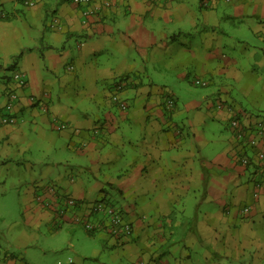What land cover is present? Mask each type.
I'll list each match as a JSON object with an SVG mask.
<instances>
[{
    "label": "crops",
    "instance_id": "0c3cea01",
    "mask_svg": "<svg viewBox=\"0 0 264 264\" xmlns=\"http://www.w3.org/2000/svg\"><path fill=\"white\" fill-rule=\"evenodd\" d=\"M33 1L35 5L27 8L15 0H0V64L4 63L0 65V113L9 94L16 92L13 115L24 124L17 119L14 125L1 126L0 141L7 148H28L24 128L29 125L38 132L43 144L39 147L58 146L66 151V158L38 161L47 169L34 168L35 173L42 174L40 179L64 181L61 174L55 177L53 169L73 168L76 174L69 189L74 188L85 199V209L106 200L108 189L118 194L127 219L135 227L133 237L122 242V250L108 232L85 231L104 250L124 251L123 258L110 255L116 256L109 258L108 264H121L122 260L130 264H197L199 256L203 260L199 264H220L217 260L224 258L234 264H263L264 164L240 165L237 155L249 147L241 144L232 130V144L225 133L216 131L222 121L229 124L235 115L240 116L248 134L256 125L264 126L259 114L235 103L224 83L229 79L243 84L246 75L253 78V71L247 73L228 49L226 38L231 37V28L241 31L243 27L234 23L238 19H256L251 29L262 43L260 50H254L246 40L233 41L244 46L250 71L255 68L253 63L264 67V0H111V7L103 5L89 19L82 15L83 7L75 6L72 0ZM51 13L59 17L55 18L58 27L50 28L54 33L19 43V36H23L16 27L19 21L44 20L48 29L46 17ZM85 19L87 24L82 25ZM194 28L203 33L198 39L191 35ZM191 69L200 72L201 80L217 84L219 100L205 96L204 102L187 104L181 110L176 102L179 95L167 74L185 80ZM15 73L24 75L22 84L14 82ZM118 85L128 105L125 111L111 101ZM83 99L102 103L97 104V110H90V104L79 103ZM169 99L175 102L173 108L167 107ZM219 103L225 104V111L217 108ZM253 104L260 112V102ZM229 107L233 112L227 110ZM184 111L194 115L186 123L179 120V124L174 118ZM220 140L226 150L218 152L214 146ZM248 156L253 158L254 152ZM30 162L35 164L32 159ZM35 176L31 180H37ZM19 178L17 181L26 185L23 176ZM258 183L262 188L255 197ZM34 186V190L30 185L24 189V217L38 221L54 217L49 229L57 230L65 218L71 221L81 212L56 213L50 205V190L43 182L36 181ZM15 192L20 194L21 190L16 188ZM39 195L45 196L46 203L38 201ZM139 195L147 215L155 213L157 219H141ZM192 197L198 201L196 215L192 225L188 224L191 230L183 236L186 249L178 257L176 244L183 227L180 218L186 214L185 200ZM244 206L250 207L249 214L243 213ZM199 209H203L204 218L198 217ZM6 243L5 247L0 245V264H26L29 249ZM198 245L204 248L202 254L195 252ZM166 247L168 251H164ZM78 255L86 258L83 252ZM101 255L95 259L100 260Z\"/></svg>",
    "mask_w": 264,
    "mask_h": 264
},
{
    "label": "rangeland",
    "instance_id": "374dc122",
    "mask_svg": "<svg viewBox=\"0 0 264 264\" xmlns=\"http://www.w3.org/2000/svg\"><path fill=\"white\" fill-rule=\"evenodd\" d=\"M18 4V3H17ZM20 5V4H19ZM23 6L22 4L20 5ZM25 7V6H23ZM7 10V9H6ZM9 11V10H7ZM57 16L55 14H48L46 17V22L48 29L44 26L45 22L44 20H41L40 23H38L37 20H34L33 22L29 20V22L23 23L19 21L16 24V27H18L22 33L23 36H19V43H22V40H26V42L30 41L31 38H38V36L42 37L45 33L52 34L54 33V28H57L58 23L52 22L53 19L59 18L54 17ZM54 17V18H53ZM244 19V18H243ZM238 19L234 21V23L239 26L238 22L241 23L242 30L240 31L239 28L232 27L231 28V37L226 38L228 41V49L231 51V56L236 57L239 64L244 65L246 67V71L253 73V78L250 76L249 78H246L247 75L243 78L245 81L243 84L239 83L238 81L227 79L224 83L227 84V88L231 90V98L235 101L236 104L239 106H243L246 110H248L250 113L254 115H258L260 118L264 119V67L261 66H255L253 63L254 69L250 71V67L248 65L250 64V59L246 56V51H244V46L239 45L233 41L234 38H240L243 40H246L247 43L253 45L254 50H260L259 48L262 47V43L258 37L255 36L254 30L252 31L251 25H253L256 21V19L250 20L249 18H246L243 20ZM35 23V25L33 24ZM39 26V27H38ZM51 28V29H50ZM191 35H193V38H200L203 33H201V29H192L190 30ZM22 39V40H21ZM184 42L187 40L185 37L183 38ZM244 51V52H243ZM260 53V51H259ZM263 53V51H262ZM260 55V54H259ZM262 55V54H261ZM260 55V56H261ZM3 53L0 52V63L3 61ZM259 56V57H260ZM12 58V57H11ZM253 57H251V60ZM256 61V60H255ZM0 65H4L0 64ZM189 77L185 78V80L178 79L175 75H168V82L170 85L174 87L175 93L178 96L176 98L177 105L181 110L185 109V105L187 104H196L201 103L202 98L206 97H215L213 99L219 100V97L217 96L219 94L217 89V84L213 86V84H209L208 86H199L196 84V80H199L202 78L200 75V72L196 70H190ZM156 75V74H155ZM159 77V76H158ZM160 78V77H159ZM219 76L215 77V79H218ZM225 79V78H224ZM225 79V80H226ZM262 79V80H261ZM203 80V79H202ZM232 81V82H231ZM249 81V83H247ZM211 83V81H210ZM213 83V82H212ZM245 87L253 89L247 90ZM5 98V97H4ZM260 102V112L256 109L253 102ZM125 102V101H124ZM204 102V101H202ZM83 105L90 104L93 106L90 108V110H97V104L102 103L100 100L97 101H88L87 99H83L79 102ZM103 106V105H102ZM117 106V105H116ZM115 106V107H116ZM116 109V108H115ZM123 110V109H122ZM125 111V110H124ZM194 115L193 112L187 113L184 111V114L179 116H175L176 122H179V120L184 121L183 123H186L190 117ZM17 117V116H16ZM18 122L20 123L22 121V118H17ZM16 119V120H17ZM181 121V122H182ZM221 127H217L218 133H225V136L228 138V141L232 144L231 138L233 137L232 132L228 133V123L222 121ZM20 125L24 126V124ZM28 128H24L26 131V134L28 135L29 139V147L26 148L24 145H20V147H17L16 145H11L9 148L5 146V143L0 141V179L3 180V183L0 184V193L5 194L0 195V245L2 247H5L7 244L6 241L10 242L13 246L21 247V249H29L30 258L27 259L25 262L26 264H108L109 258H114L116 255L117 257H124V251H120L118 254L116 251H106L103 248V245H101L99 242H96L97 240L91 239L88 234L85 232V229L83 228V225L80 222H77L75 219H72L71 221L68 220V218H65V221L63 220H55L56 223L62 222V227H59L60 229L55 230L54 228L49 229L50 223L52 224V221H54V217L49 221V218H44L42 221L34 219L33 217H24V209L21 205V200L24 197L25 190L27 189L26 185H30L33 190L35 189L34 184H36V181L38 183H42L45 185L44 187H47L48 190L54 193L56 197L60 198L61 203L59 205L66 206L67 201L73 200L77 203L83 202L85 199L83 197L78 196L79 192H75V189H69V186L71 183H73V174H76L72 169L65 168V167H57L53 169V173L55 177H58L60 174L62 175V179L64 181H60L57 178L54 180L53 177L48 179H40V175L42 174H36L34 168H38L40 171L47 169L46 166L39 164L38 161H43L44 159L50 158H56L59 157L60 159L68 157V153L63 151V149H60L57 147H48L46 150L45 148H41L39 146H43L42 143H40L39 135L37 131H34V129H30L29 125ZM206 128V127H205ZM204 128V129H205ZM67 141H64V143ZM217 144L214 146V150L221 152L226 150V146H224L223 141H216ZM229 143L228 147H231V144ZM60 145V143H58ZM66 144V143H65ZM234 144V143H233ZM45 146V144H44ZM26 148V149H25ZM225 149V150H224ZM211 151V149H209ZM237 152V149H236ZM30 159L35 163L30 162ZM37 160V161H36ZM8 163V164H7ZM45 168V169H43ZM74 172V173H73ZM33 175H37L34 178L37 180H31ZM53 175V176H54ZM23 176L22 180L26 181V185L24 183H19L17 180H20L19 177ZM85 181V179H84ZM92 184L94 183V180H91ZM143 182V180H142ZM260 184V183H259ZM20 189L21 192L18 194L15 192V189ZM42 189V187L38 188ZM110 194L108 195L106 201L111 206L124 210L123 207L120 205L118 200V194L114 191H111L110 189L107 190ZM33 195V193H32ZM41 196V197H39ZM40 198L39 202L45 201L44 195H39ZM34 198V196H33ZM138 201H141L138 205L137 211L140 212L139 216L141 219L148 221L150 219H157V214H149L147 215L145 209L143 208V196L139 195ZM197 198V197H196ZM195 198H190L189 200H185L186 204V214L182 219L183 221V227L181 231V238H179V243L176 244L178 251H175V254L180 256V254L184 253V250L186 249L187 242L183 241V236H185L188 231L191 230V226L188 225L191 223L192 225V219L196 215V208L198 201ZM200 201V199H199ZM50 205L53 210H57L56 204L51 201ZM246 207L244 206L242 208V211H244ZM126 210V209H125ZM124 210V211H125ZM123 211V212H124ZM203 209H199V215H202L201 217L204 218L202 214ZM57 213V212H56ZM250 213V212H249ZM244 213V214H249ZM125 217L127 218V213H124ZM130 240V239H129ZM127 240V241H129ZM16 242V243H15ZM124 245L121 241H119V249L122 250V247ZM168 247L165 248L164 251H168ZM195 252L201 253L203 252L204 248L201 245H198L195 248ZM80 251V252H79ZM99 251V252H98ZM106 252V254H109L108 256L104 254L101 255L103 252ZM163 251V252H164ZM83 252L86 256L80 257L78 253ZM179 253V254H178ZM101 255L100 260L95 259L98 258L95 255ZM112 254H116L115 256H111ZM105 259V260H104ZM196 260V259H194ZM108 261V262H107ZM197 264H199V261H202V258L199 256L197 258ZM194 261V262H196ZM72 262V263H70ZM104 262V263H102ZM211 262H214L212 259ZM217 263L220 264H234V262L229 261L228 259H221L217 260ZM121 264H130L127 263L125 260H122ZM264 264V263H263Z\"/></svg>",
    "mask_w": 264,
    "mask_h": 264
},
{
    "label": "built area",
    "instance_id": "2783aa9c",
    "mask_svg": "<svg viewBox=\"0 0 264 264\" xmlns=\"http://www.w3.org/2000/svg\"><path fill=\"white\" fill-rule=\"evenodd\" d=\"M17 3L23 4L24 6L32 7L35 5L33 0H15ZM72 3L77 7H83V15L86 19L91 18L97 11L101 10L102 6L111 7V0H72ZM207 5V2L204 3ZM86 19L84 21H86ZM53 22L58 23V20ZM14 82H19L22 84L25 81V77L22 74L15 73L12 77ZM196 84L199 86H207V81L196 80ZM114 102L120 104L121 109L126 110L128 105L126 102L121 100L119 96H114L112 99ZM18 101V95L16 92H12L8 97V102L5 106L4 112L0 113V125H12L17 121L13 117L14 107ZM174 101L169 99L167 102L168 108H173ZM219 110L222 109V104L216 105ZM225 110V109H224ZM229 112H233V108H227ZM229 128L237 135L238 141L245 145V147H251L254 152V157L245 156L238 153V158L240 165L243 167H248L253 162V165L262 166L264 164V126L262 123L256 125L252 130V133L248 134V129L243 127L241 121L237 118H232L229 122ZM244 152V151H242ZM262 188L261 184H257L256 196H259L258 191ZM52 201L56 204L57 213L64 214L69 210H79L81 211L79 215H76L74 219L83 225V228L87 233L96 232H108L117 241H127L131 239L135 233V227L133 224L125 217L124 212L117 209L105 200H98L94 202L90 207L85 209V203L70 200L67 201V205H59L61 203L60 198L56 197L53 192L50 191ZM41 197V196H39ZM38 197V200L40 199ZM46 199V198H45ZM250 207H246L243 213H249ZM161 264V263H154Z\"/></svg>",
    "mask_w": 264,
    "mask_h": 264
},
{
    "label": "trees",
    "instance_id": "16d2710c",
    "mask_svg": "<svg viewBox=\"0 0 264 264\" xmlns=\"http://www.w3.org/2000/svg\"><path fill=\"white\" fill-rule=\"evenodd\" d=\"M82 15H83V12H82ZM82 23H83L82 25H86V24H87V21H83ZM79 47H80V48L82 47L81 44H80ZM71 69H73V67H71ZM207 83H208L207 86H208L209 84H211V83L208 82V81H207ZM121 90H122V86H121V85H118V86L116 87V90L113 91L112 96H111V101H112L113 103H116V102H114V101L112 100L114 96H119V98H120L121 100H123V99L121 98V94H122V93H121V92H122ZM9 95H10V94H9ZM173 101H174V100H173ZM174 103H175V102H174ZM221 104H222V109H221V111H222V110L225 111V110H224V109H225V104H224V103H221ZM117 106H118L119 108H121V107H120V104H118V103H117ZM13 117H14V115H13ZM234 117L240 120V118H239L240 116H239V115H235V116H233V118H234ZM14 118H15V117H14ZM15 124H16V123H15ZM12 125H14V124H12ZM1 126H4V125H0V127H1ZM5 126H11V125H5ZM228 128H229V126H228ZM229 131L231 132V129H230V128H229ZM250 151L253 152V149H252L251 147H250L248 150H245L244 152L241 151V152H239V153L242 154V155L248 156V154L250 153ZM236 159H237V162L240 164V162H239V158L237 157ZM142 220H143V218H142ZM252 264H259V263H254V262H253Z\"/></svg>",
    "mask_w": 264,
    "mask_h": 264
},
{
    "label": "clouds",
    "instance_id": "9594fccd",
    "mask_svg": "<svg viewBox=\"0 0 264 264\" xmlns=\"http://www.w3.org/2000/svg\"><path fill=\"white\" fill-rule=\"evenodd\" d=\"M81 46H82V44H81ZM102 200H105V199H102ZM106 201V200H105ZM107 202V201H106ZM121 211H123V210H121ZM125 213V212H124Z\"/></svg>",
    "mask_w": 264,
    "mask_h": 264
}]
</instances>
